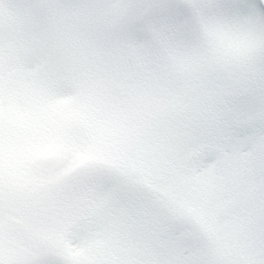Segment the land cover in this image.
I'll return each mask as SVG.
<instances>
[{
  "label": "clouds",
  "instance_id": "clouds-1",
  "mask_svg": "<svg viewBox=\"0 0 264 264\" xmlns=\"http://www.w3.org/2000/svg\"><path fill=\"white\" fill-rule=\"evenodd\" d=\"M0 264H264V0H0Z\"/></svg>",
  "mask_w": 264,
  "mask_h": 264
}]
</instances>
